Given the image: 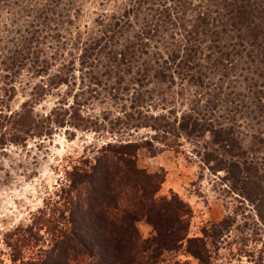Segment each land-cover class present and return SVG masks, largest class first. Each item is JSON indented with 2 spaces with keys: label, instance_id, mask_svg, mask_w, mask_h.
<instances>
[{
  "label": "trees",
  "instance_id": "trees-1",
  "mask_svg": "<svg viewBox=\"0 0 264 264\" xmlns=\"http://www.w3.org/2000/svg\"><path fill=\"white\" fill-rule=\"evenodd\" d=\"M115 6L82 29L72 26L78 0H0V161L60 130L101 140L70 161L28 223L4 233L1 255L8 264H182L174 255L220 264L240 215L230 260L263 264L264 0ZM49 94L54 106L38 110ZM185 142L237 201L197 235L190 203L162 193L166 173L139 164L142 150L179 152Z\"/></svg>",
  "mask_w": 264,
  "mask_h": 264
},
{
  "label": "rangeland",
  "instance_id": "rangeland-1",
  "mask_svg": "<svg viewBox=\"0 0 264 264\" xmlns=\"http://www.w3.org/2000/svg\"><path fill=\"white\" fill-rule=\"evenodd\" d=\"M118 2L119 0H78L80 11L76 13L72 26H80L82 29L92 26L98 15L117 10L115 4ZM7 38L5 34H0V40ZM27 78L24 75L22 80ZM24 99V92L21 91L12 105L18 107ZM56 100V96L49 94L37 109L49 110ZM148 135L150 132L147 129L140 130L139 136ZM97 137L92 132L78 131L74 139H69L64 130H60L52 138H48L42 146L33 140L29 142L27 150L15 147L10 148L12 151L8 150L9 156L0 161L2 178L0 180V264H8L6 255H1V251L5 249L2 240L4 233L21 223L30 221L31 214L43 206L50 195H53L59 179L63 176L64 168L82 153L86 145L101 141ZM192 147L185 142L183 151L165 149L156 156H151L146 150H142L139 164L147 167L151 172L163 170L166 173L161 191L163 194L177 192L190 203L193 208L191 235H197L204 224L218 221L226 213L232 212L237 201H234L222 180L207 169H202L194 156L190 158L192 153L188 152H191ZM2 163L5 165L4 168L1 166ZM242 219L243 217L239 215L240 229H233L229 236L230 241H236L230 245V248L236 244L237 246L233 248L237 252L238 243H242L240 240L243 238ZM139 226L144 237L151 234L152 228L145 221ZM230 248L223 246L220 251V264H258L256 256L251 255L248 258L243 253L230 260L228 255ZM247 249H254V243L251 242V246ZM2 257L5 259L3 263H1ZM175 257L174 255L172 258L180 259L182 264L186 262L198 264V261L189 255Z\"/></svg>",
  "mask_w": 264,
  "mask_h": 264
}]
</instances>
